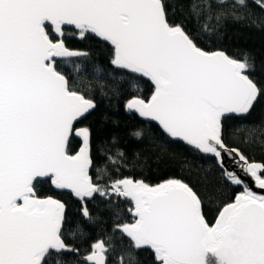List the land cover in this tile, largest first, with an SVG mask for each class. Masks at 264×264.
I'll return each mask as SVG.
<instances>
[{"label":"snow or ice","instance_id":"6c2138e0","mask_svg":"<svg viewBox=\"0 0 264 264\" xmlns=\"http://www.w3.org/2000/svg\"><path fill=\"white\" fill-rule=\"evenodd\" d=\"M259 6L264 9V0ZM246 8V0H189L192 19L209 34L229 20H243ZM49 22L57 32L62 25H74L81 37L90 32L110 42L114 66L154 84L149 102L133 97L126 109L213 155L231 184L245 185L224 168L228 155L264 190V174H258L264 165L249 162L222 139V115L247 114L264 94L247 74L252 65L246 54L237 60L203 51L181 25L168 22L162 0H0V264H45L51 250L78 252L62 240L64 204L33 198L38 177H50L58 189H70L82 202L96 195L134 202L135 222L117 226L129 238L130 249L119 254L117 264H134V251L145 246L160 264H264V195L245 185L209 225L200 198L179 180L153 187L130 177L111 179L112 171L128 164L120 148L100 147L106 159L97 167L96 180L110 179L108 184L93 182L87 129L77 132L84 138L78 154L66 153L73 122L95 104L49 62L56 56L86 55L50 40ZM257 128L264 126H241L236 133L244 132L248 143ZM132 135L143 138L142 130ZM82 216L92 220L86 206ZM77 233L84 234L79 225L73 237ZM111 251L96 241L84 264H108Z\"/></svg>","mask_w":264,"mask_h":264},{"label":"trees","instance_id":"16d2710c","mask_svg":"<svg viewBox=\"0 0 264 264\" xmlns=\"http://www.w3.org/2000/svg\"><path fill=\"white\" fill-rule=\"evenodd\" d=\"M260 2L246 0L243 20H229L218 31L209 34L201 31L192 19L189 0H162L168 22L181 25L203 51H222L237 60L246 54L252 65L247 74L264 90V9L259 6ZM47 31L52 41L62 40L67 49L86 54L71 59L60 57L50 62L70 83L78 86L85 98L92 99L95 104L94 109L75 125L87 129L89 133L90 157L93 161L89 170L90 179L95 183L108 184L110 178L130 177L149 186L179 180L198 195L202 202L201 213L206 223L213 225L222 208L233 202L242 191L240 186L228 181L217 158L201 153L182 140L171 138L156 123L127 111L126 104L130 99L135 97L147 101L155 89L147 77L112 64L111 44L90 32L81 37L79 29L68 26L61 27V34L55 33L50 25ZM101 83L103 90L99 86ZM134 84L136 87H133ZM241 126H264V94L258 96L247 114L221 117L224 144L230 149L240 150L249 162L264 165V129L257 128L250 141L245 143V133H236ZM136 130H142V139L132 135ZM79 145L80 140L71 135L67 153L74 154ZM101 146L120 148L126 153L128 164L118 172L112 171L110 178L97 181V167L104 164L106 159L100 154ZM136 153H139L138 158L135 157ZM228 162L231 163L230 157L225 161ZM33 185L36 197H51L64 204L62 240L78 250H51L45 264H84V257L96 241H103L111 247L108 264H117L119 254L130 250L129 238L117 229L118 225L135 222L134 203L130 198L113 196L104 199L96 195L94 199L82 202L70 192L55 189L50 177L35 180ZM85 206L91 213L90 222L82 216ZM77 225L83 228L84 234L77 233L73 237ZM133 255L134 264H160L148 247L134 251Z\"/></svg>","mask_w":264,"mask_h":264},{"label":"water","instance_id":"95a60500","mask_svg":"<svg viewBox=\"0 0 264 264\" xmlns=\"http://www.w3.org/2000/svg\"><path fill=\"white\" fill-rule=\"evenodd\" d=\"M49 25H50V22H49ZM51 27H52V29L54 30V32L55 33H57V34H61V31L60 32H57L56 30H55V26H52V25H50ZM62 26H68V27H72V28H75V26L74 25H62ZM61 26V27H62ZM76 29V28H75ZM101 38V37H100ZM102 40H104L103 38H101ZM51 40V39H50ZM105 41V40H104ZM53 42H61V43H63L62 42V40H55V41H53ZM106 42H108V41H106ZM109 44H111L110 42H108ZM63 45H64V43H63ZM65 47V46H64ZM66 48V47H65ZM67 49V48H66ZM69 50V49H68ZM206 52V51H205ZM214 52H217V51H214ZM219 52H222V51H219ZM210 53H212V52H210ZM222 53H224V52H222ZM225 54V53H224ZM60 57H62V56H56V57H53V58H51V60H53V59H56V58H60ZM50 60V61H51ZM49 61V62H50ZM51 63V62H50ZM52 64V63H51ZM52 66H53V64H52ZM54 67V66H53ZM149 79V78H148ZM150 80V79H149ZM151 81V80H150ZM152 83V82H151ZM153 84V83H152ZM154 85V84H153ZM153 95V94H152ZM139 99V98H138ZM150 99H151V97L147 100V101H145V103H147V102H149L150 101ZM131 100V99H130ZM129 100V101H130ZM91 111V110H90ZM89 111V112H90ZM127 111H130V112H133V113H135V114H137L140 118H142V119H145V120H148V121H151V122H154V123H156L160 128H161V126L159 125V122L158 121H154V120H152L150 117H141L140 115H139V113L135 110V109H132V110H128L127 109ZM88 114V113H87ZM229 114H235V113H224L222 116H225V115H229ZM85 117V116H84ZM81 119H83V117L82 118H78V120L77 121H74L73 122V128H72V130H71V132H70V135H69V140H70V137H71V135H73L74 137H76V138H78L79 140H80V145H79V147H78V149H77V151L74 153V154H72V155H70V154H68L67 153V145H68V142H67V144H66V153L69 155V156H74V155H76V154H78V152H79V150H80V148L82 147V145H83V137L82 136H79V135H77V132L79 131V130H82L83 128L82 127H80V126H75L77 123H78V121H80ZM162 129V128H161ZM171 138H173V139H178V140H182V139H180V138H174V137H171ZM183 141V140H182ZM184 142H186V141H184ZM187 143V142H186ZM193 147V146H192ZM229 158V156L228 155H224L223 156V164H224V168L225 169H227V170H229V171H234V172H236L243 180H244V182H245V185L247 186V188L250 190V191H252V192H254V193H256L257 195H264V190H262V189H259V187L257 186V184L254 182V178H252V177H250V176H244L241 172H240V170H239V168H237L236 167V165L234 164V162H233V160L231 159V163H225V161H226V159H228ZM90 167H91V165H90ZM89 170H90V168H89ZM44 178H46V177H38V178H35L34 180H33V183H34V181L35 180H40V179H44ZM165 183V182H164ZM52 185H53V187L55 188V189H58L53 183H52ZM245 185H240V187H241V189H242V191L238 194V195H240V194H242L243 192H244V186ZM157 186V185H156ZM154 187V186H153ZM58 190H65V191H67V192H70V193H72V191L70 190V189H58ZM33 194H34V197L33 198H36V199H41V200H43V199H47V198H51V197H43V198H39V197H36L35 196V192H34V190H33ZM73 194V193H72ZM74 195V194H73ZM236 198V197H235ZM235 198H234V200H235ZM51 199H54V198H51ZM85 199H90V198H85ZM54 200H56V199H54ZM234 200H233V202H234ZM22 201V200H21ZM58 201V200H57ZM20 201H18V203H19ZM60 202V201H59ZM134 203V202H133ZM232 203V202H231ZM230 204V203H229ZM216 222V221H215ZM215 224V223H214ZM213 224V225H214ZM145 247H148V248H150V246H145ZM151 249V248H150ZM153 252H154V250L153 249H151ZM54 251H56V250H54Z\"/></svg>","mask_w":264,"mask_h":264},{"label":"rangeland","instance_id":"374dc122","mask_svg":"<svg viewBox=\"0 0 264 264\" xmlns=\"http://www.w3.org/2000/svg\"><path fill=\"white\" fill-rule=\"evenodd\" d=\"M19 203H23V201H20Z\"/></svg>","mask_w":264,"mask_h":264}]
</instances>
